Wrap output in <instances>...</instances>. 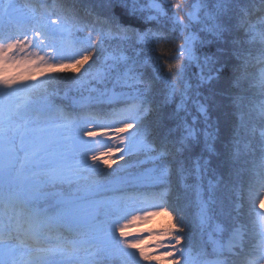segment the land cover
I'll return each instance as SVG.
<instances>
[{
  "label": "trees",
  "instance_id": "16d2710c",
  "mask_svg": "<svg viewBox=\"0 0 264 264\" xmlns=\"http://www.w3.org/2000/svg\"><path fill=\"white\" fill-rule=\"evenodd\" d=\"M159 1L163 12L149 15L139 0H21L43 22L49 14L65 31L0 16L6 19L2 56L13 35L19 39L24 30L47 50L43 75L26 79L9 95L23 105V119H61L65 136L88 134L90 122L122 121L116 130L125 149L94 147L102 159L94 156L77 167L76 179L52 181L59 195L103 187L92 198L101 202L97 221H105L111 233L141 209L136 225L175 235L178 259L167 257L163 264H181L184 253L200 261L219 257L223 264H248L249 246L260 238L255 199L264 182V0H203L210 14L193 22L185 17L191 0ZM188 31L195 34L190 48L183 36ZM62 50L68 54L63 60ZM111 90L115 95L109 96ZM151 164L156 168L147 177ZM6 183H0V213L20 216L29 227L41 218L48 224L55 212L39 207L49 199L27 197L32 189ZM113 195L116 206L105 202ZM59 226L80 242L85 226L66 217ZM234 227L244 230L242 247L220 253L209 235L222 250ZM90 238L75 250L98 246ZM125 258L91 262L131 264Z\"/></svg>",
  "mask_w": 264,
  "mask_h": 264
},
{
  "label": "rangeland",
  "instance_id": "374dc122",
  "mask_svg": "<svg viewBox=\"0 0 264 264\" xmlns=\"http://www.w3.org/2000/svg\"><path fill=\"white\" fill-rule=\"evenodd\" d=\"M138 4L149 15L161 14L164 10L159 0H139ZM207 6L203 0H191L188 9H185L187 21L193 22L200 17L204 20L208 17L207 14H210ZM35 12L29 10L21 0H0V16L2 17L24 20L26 23L47 26L49 29H51L49 25H53L54 29L65 31V26L59 22H53L51 15L46 14L43 22V19L39 18ZM4 20L6 19L0 20V31L1 28L6 27ZM182 24L187 23L182 21ZM183 36L186 42L185 47L190 48L195 34L188 31ZM13 37L17 38V34H14ZM34 37L33 31L24 30L19 39L10 43L9 49L4 51V56L0 53V77L2 76L0 79V183L10 182L17 189L21 187L32 189L30 191L27 189L26 196L40 194L44 198L46 197L49 199L48 203L42 200L43 204L39 209L51 208L50 213L52 210L55 213L51 218L52 221L47 220L48 224L46 225H44L43 218H38L41 225H44L43 227L40 223L36 224V220H32L33 226L29 227L27 223L23 225L24 219L20 216H14L13 220L9 219L12 215L7 214L6 216L0 213V253L4 258L0 264H79L78 260L85 264H92L91 259L95 258L118 260L124 259V257L131 264L138 263L143 258L149 264H163V259L165 260L167 257L178 259V248L173 233H169L165 229L146 230L143 226L136 225L138 216L141 215V209H136L132 217H125L122 221L123 227L118 228L116 233L112 232L115 235L116 244L111 249H104L98 245L92 249L89 247L86 250H75L77 244L85 242L91 236L103 233L104 230L111 232L106 229L105 221L96 220L86 225L84 234L78 238L80 242H76L70 234L60 228L59 223L63 217H66L67 220L68 216L82 212L97 214V205L101 202L100 199L92 198V196L93 193L100 192L103 187L96 186L92 190H87L83 200L55 204L54 199L61 191L53 186L52 181L76 179L77 167L85 166L91 158L94 159V156L96 159H102L100 154H93L94 147H103L109 151L108 153L116 152L121 147L125 149L124 135L116 130L123 123L118 121L119 123L116 125H112V123L104 125L90 122L86 126L88 134L70 133L65 136L64 125L59 118L53 117L46 122L23 119L24 116L20 113H25L21 108L23 105L20 106L9 93L26 79L29 78L31 82H35L43 75L45 67L43 59L47 57L46 44ZM59 55L63 60L68 54L62 50ZM261 74L264 78V69ZM108 94L109 96L115 95L113 90ZM195 108L199 113L202 112L200 103L195 102ZM76 135L83 136L84 141L81 145H74L70 142V139ZM24 149L31 152L28 151L27 156L23 158L22 151ZM90 149L92 150L90 151ZM42 150L47 154L43 155ZM82 155L86 159L82 158ZM145 176L148 177V173H145ZM109 188L110 186H106L104 189ZM114 197L113 195L105 202L116 206ZM255 206L259 211L258 223L260 227L255 232L260 238L257 243L249 246V252L253 256L248 260V264H264V182L258 189ZM206 210V204H203L200 213L204 222L207 221ZM9 221L10 225L7 224ZM110 222L117 223L116 220ZM139 230H142L141 233H138ZM232 230L235 231V235L233 243L230 244L228 237ZM232 230L223 242L222 250H220L217 239L213 238L211 234L209 235L210 240H214V248L220 253H235L237 247H242L245 237L243 228L234 227ZM183 258L181 264H223L224 262L219 257L200 261L197 255L190 256L186 253Z\"/></svg>",
  "mask_w": 264,
  "mask_h": 264
},
{
  "label": "water",
  "instance_id": "95a60500",
  "mask_svg": "<svg viewBox=\"0 0 264 264\" xmlns=\"http://www.w3.org/2000/svg\"><path fill=\"white\" fill-rule=\"evenodd\" d=\"M70 141L74 145H81L84 141V138L80 135L73 136ZM156 168L155 164L147 166L144 170L145 173H151ZM85 194H64L58 195L55 197V204H64L69 202H74L78 200H83ZM97 215L93 212H83L67 217V221L73 225H87L96 221ZM93 243L104 245V249H111L115 246V235L110 232H105L102 234H97L91 237Z\"/></svg>",
  "mask_w": 264,
  "mask_h": 264
},
{
  "label": "bare ground",
  "instance_id": "6f19581e",
  "mask_svg": "<svg viewBox=\"0 0 264 264\" xmlns=\"http://www.w3.org/2000/svg\"><path fill=\"white\" fill-rule=\"evenodd\" d=\"M9 223L10 222H8L7 224L9 225ZM7 225V226H8ZM235 231L234 230H232L231 232H230V235H229V237H228V242L230 243V244H232L233 243V240H234V235H235V233H234ZM4 260V258H2V255H1V253H0V261H3Z\"/></svg>",
  "mask_w": 264,
  "mask_h": 264
}]
</instances>
